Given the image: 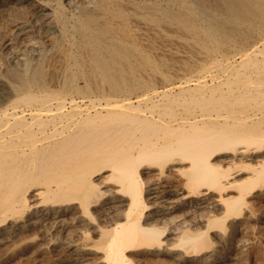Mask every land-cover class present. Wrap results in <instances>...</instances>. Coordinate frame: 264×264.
<instances>
[{"label": "bare ground", "instance_id": "obj_1", "mask_svg": "<svg viewBox=\"0 0 264 264\" xmlns=\"http://www.w3.org/2000/svg\"><path fill=\"white\" fill-rule=\"evenodd\" d=\"M45 1H1L52 48L0 79V264H244L264 0Z\"/></svg>", "mask_w": 264, "mask_h": 264}, {"label": "rangeland", "instance_id": "obj_2", "mask_svg": "<svg viewBox=\"0 0 264 264\" xmlns=\"http://www.w3.org/2000/svg\"><path fill=\"white\" fill-rule=\"evenodd\" d=\"M2 0H0V79H3V80H5V81H7L8 79H10V78H12L14 75H15V71H17V69H21L22 67H21V63H22V61L23 60H25V59H31L32 57H36V55L37 56H39V54L40 55H45V53H46V55H48L49 54V52H51L50 50H51V48H52V45L50 44V42H48V44H50V46L49 45H47L46 43H47V40L45 39V34H41V33H33V34H31V35H29L28 37L26 36L25 38H26V40H25V38L23 37L22 39H20L19 41H12L11 40V42H12V46L11 45H9V46H7V44H8V40H10L11 38L13 39V37H8V38H10V39H7V36H9L10 35V31H11V29H13L12 27L14 26V24H16V23H18V24H21V23H23L24 22V20L26 19V12H24V13H22L21 14V12H22V10L24 11L25 9H21V8H11V7H6L7 5H5V4H2V2H1ZM35 1V0H34ZM40 1V2H39ZM41 1L42 0H36V2H39V3H41ZM44 1V0H43ZM48 0H46L45 2L46 3H50V5H52L53 3H51V1H48ZM80 1H82V0H80ZM87 1V0H86ZM85 0H84V2H86ZM2 6V7H1ZM5 6V7H4ZM23 6H25V7H27V4H25V5H23ZM5 8H6V10H5ZM2 9H3V11H2ZM11 11H10V10ZM16 9V10H15ZM10 12H9V11ZM16 12V13H15ZM19 12V13H18ZM9 13V14H8ZM15 14H17V15H15ZM19 14V15H18ZM21 15V16H20ZM23 15V16H22ZM15 16V17H14ZM16 16H18V17H16ZM14 17V18H13ZM16 18V19H15ZM18 18V19H17ZM20 18H21V20H20ZM13 19V20H12ZM23 19V20H22ZM17 20V21H16ZM10 21H11V23H10ZM11 24V25H9L8 27H7V25L8 24ZM13 23V24H12ZM7 24V25H6ZM7 27V28H6ZM10 29V31L8 32V30ZM4 33L6 34L5 36H4ZM41 34V35H40ZM4 36V37H3ZM11 36V35H10ZM35 36V37H34ZM43 36V37H42ZM33 37V38H32ZM38 37V38H37ZM41 37V38H40ZM28 38H29V40H28ZM43 38V39H42ZM36 39H38V40H36ZM45 39V40H44ZM28 40V41H27ZM30 40L31 41H33V42H36V41H38V42H36V45L38 44V46H36V48H34V49H37V50H31L30 48H29V46H31L30 45ZM42 40H44V41H42ZM7 42V44L6 45H4L5 43ZM14 42V43H13ZM14 44V45H13ZM27 44H29V45H27ZM25 45H27L26 47H27V49H26V47H24ZM41 45V46H40ZM43 45V46H42ZM2 46V47H1ZM3 46H5V47H3ZM8 47V48H7ZM24 47V48H23ZM4 49V50H3ZM6 49V50H5ZM26 49V50H25ZM41 49V50H40ZM48 49V50H47ZM39 50V51H38ZM47 50V51H46ZM46 51V52H45ZM31 52H35L34 53V56H32L33 54H31ZM38 52V53H37ZM44 52V53H43ZM30 53V54H29ZM23 55H24V58H21V57H23ZM15 57V61L14 62H12V64L10 63L9 65H8V62L9 61H11L13 58ZM20 59H18V58ZM11 58V59H10ZM23 59V60H22ZM19 60V61H18ZM16 61H18L17 63H16ZM7 64V65H6ZM17 65V66H16ZM20 65V66H19ZM8 66V67H7ZM19 67V68H16V67ZM21 67V68H20ZM2 68H4V69H2ZM10 69H13V70H10ZM3 71V72H2ZM12 71V72H11ZM3 73V74H2ZM9 74V75H8ZM5 76L6 78L7 77H10V78H8V79H5V77H3V76ZM8 75V76H7ZM247 236H244L245 238L243 239V240H247L246 242L248 243V245L246 246V248L245 247H243V245L242 246H240L239 245V247H243V256L245 257L244 258V264H258V262L261 260V259H263V255H262V253H261V251L263 250V248H264V238H263V236H259L258 234L256 235V234H253V233H248V234H246ZM249 236V237H248ZM252 236V240L250 241L249 239H250V237ZM254 236H256L257 238H255ZM262 237V238H261ZM260 241H259V240ZM249 240V241H248ZM258 240V241H257ZM258 242H260L259 244H258ZM239 244V243H238ZM252 247V249H250L251 247ZM262 245V246H261ZM259 246V247H258ZM253 247H255V248H253ZM257 247V248H256ZM262 247V248H261ZM245 248V249H244ZM259 248V249H258ZM251 250V251H250ZM245 253V254H244Z\"/></svg>", "mask_w": 264, "mask_h": 264}]
</instances>
